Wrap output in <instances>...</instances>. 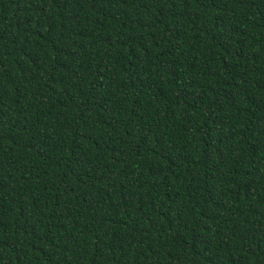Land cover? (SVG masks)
I'll use <instances>...</instances> for the list:
<instances>
[{
    "label": "trees",
    "instance_id": "16d2710c",
    "mask_svg": "<svg viewBox=\"0 0 264 264\" xmlns=\"http://www.w3.org/2000/svg\"><path fill=\"white\" fill-rule=\"evenodd\" d=\"M0 264H264V0H0Z\"/></svg>",
    "mask_w": 264,
    "mask_h": 264
}]
</instances>
